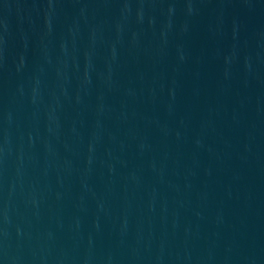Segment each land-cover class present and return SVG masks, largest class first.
<instances>
[{"label":"water","instance_id":"water-1","mask_svg":"<svg viewBox=\"0 0 264 264\" xmlns=\"http://www.w3.org/2000/svg\"><path fill=\"white\" fill-rule=\"evenodd\" d=\"M0 264H264V0H0Z\"/></svg>","mask_w":264,"mask_h":264}]
</instances>
